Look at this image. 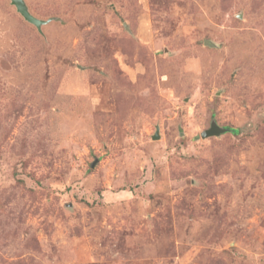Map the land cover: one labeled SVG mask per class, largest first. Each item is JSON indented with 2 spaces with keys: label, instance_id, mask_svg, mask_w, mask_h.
<instances>
[{
  "label": "rangeland",
  "instance_id": "1",
  "mask_svg": "<svg viewBox=\"0 0 264 264\" xmlns=\"http://www.w3.org/2000/svg\"><path fill=\"white\" fill-rule=\"evenodd\" d=\"M24 1L48 22L0 0V264H264V0Z\"/></svg>",
  "mask_w": 264,
  "mask_h": 264
},
{
  "label": "water",
  "instance_id": "2",
  "mask_svg": "<svg viewBox=\"0 0 264 264\" xmlns=\"http://www.w3.org/2000/svg\"><path fill=\"white\" fill-rule=\"evenodd\" d=\"M11 3L15 6L16 10L23 16L25 20L35 25L38 30L41 29V26L48 22V20L40 19L36 16H34L32 13H30L26 3L24 0H10ZM205 43L212 44L208 40H205ZM226 131V128L223 126H219L214 120L211 121L209 128L203 130L201 132V136L203 138L209 137V136H219L220 134L224 133ZM159 137L158 132H155L153 135L154 139H157Z\"/></svg>",
  "mask_w": 264,
  "mask_h": 264
},
{
  "label": "trees",
  "instance_id": "3",
  "mask_svg": "<svg viewBox=\"0 0 264 264\" xmlns=\"http://www.w3.org/2000/svg\"><path fill=\"white\" fill-rule=\"evenodd\" d=\"M229 129V128H228Z\"/></svg>",
  "mask_w": 264,
  "mask_h": 264
}]
</instances>
